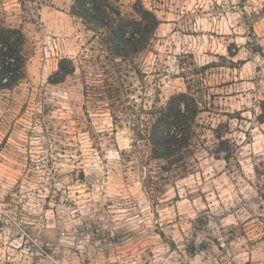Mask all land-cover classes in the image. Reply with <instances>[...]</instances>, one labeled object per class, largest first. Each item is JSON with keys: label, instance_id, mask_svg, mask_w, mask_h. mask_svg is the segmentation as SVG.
<instances>
[{"label": "rangeland", "instance_id": "obj_1", "mask_svg": "<svg viewBox=\"0 0 264 264\" xmlns=\"http://www.w3.org/2000/svg\"><path fill=\"white\" fill-rule=\"evenodd\" d=\"M72 1L0 0L28 41L0 91V264H264V0H118L159 25L112 97ZM63 57L76 72L52 85ZM187 86L195 153L168 174L132 129Z\"/></svg>", "mask_w": 264, "mask_h": 264}, {"label": "trees", "instance_id": "obj_2", "mask_svg": "<svg viewBox=\"0 0 264 264\" xmlns=\"http://www.w3.org/2000/svg\"><path fill=\"white\" fill-rule=\"evenodd\" d=\"M71 17L80 21L85 30L91 33L100 47L105 60L104 82L111 86L118 82L119 75L150 46L159 21L155 14L142 4L133 6L129 16L120 10L118 0H73L70 6ZM28 41L20 28L5 25L0 21V91L16 88L26 77ZM72 59L63 57L58 61L56 71L49 78L52 85L62 83L76 72ZM187 91L172 95L164 106H150L142 110L144 115L136 116L133 125V141L144 142L150 158L163 162L161 170L185 173L193 159L197 132V117L201 113L194 94ZM259 123H264V102L260 106ZM218 146L224 143L222 136L215 135ZM220 147V146H219ZM215 153H224L223 159L230 161L231 152L219 148Z\"/></svg>", "mask_w": 264, "mask_h": 264}]
</instances>
